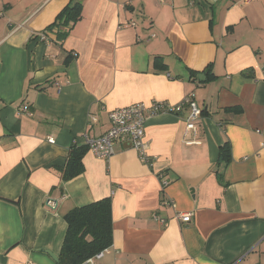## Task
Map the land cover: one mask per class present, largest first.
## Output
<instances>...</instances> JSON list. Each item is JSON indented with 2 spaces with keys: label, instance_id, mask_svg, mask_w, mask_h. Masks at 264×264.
Instances as JSON below:
<instances>
[{
  "label": "crops",
  "instance_id": "0c3cea01",
  "mask_svg": "<svg viewBox=\"0 0 264 264\" xmlns=\"http://www.w3.org/2000/svg\"><path fill=\"white\" fill-rule=\"evenodd\" d=\"M70 1L0 0V264H56L63 215L107 197L112 246L93 264H264V0H78L58 43L47 28ZM189 95L195 131L187 107L147 119L149 165L121 139L61 182L109 111Z\"/></svg>",
  "mask_w": 264,
  "mask_h": 264
},
{
  "label": "trees",
  "instance_id": "16d2710c",
  "mask_svg": "<svg viewBox=\"0 0 264 264\" xmlns=\"http://www.w3.org/2000/svg\"><path fill=\"white\" fill-rule=\"evenodd\" d=\"M59 12L47 30L56 35V41L61 43L81 19L82 4L78 0H71ZM152 60L153 66L163 68L161 58L155 57ZM204 71L210 78L214 77L209 67ZM229 146L226 142L219 148L217 167L222 164L226 166L231 162V147ZM86 152L88 148L85 145L71 146L65 164L62 167H55L61 174L62 183L76 179L83 173L82 160ZM63 219L67 229L56 264H84L88 259H94L112 246V201L110 197L75 207L65 213Z\"/></svg>",
  "mask_w": 264,
  "mask_h": 264
},
{
  "label": "built area",
  "instance_id": "2783aa9c",
  "mask_svg": "<svg viewBox=\"0 0 264 264\" xmlns=\"http://www.w3.org/2000/svg\"><path fill=\"white\" fill-rule=\"evenodd\" d=\"M159 1L160 3H163V0ZM243 1L252 2L255 0ZM131 25L133 26L134 24L132 23ZM46 37V33L38 34L37 39L45 42L47 41ZM56 86L57 88H60L58 83ZM184 107H187L189 110V115L186 119V129L189 131H195V122L201 115V109L197 107L196 103L189 95L177 105H168L164 102H152L148 105L138 103L109 111V130L100 136V138H90L84 135L82 140L84 141V145L87 146L88 150L92 152L97 159L107 160L113 155L114 143L117 140L126 139L127 143L130 144V147L137 152L140 162L149 165L150 160L146 153L147 145L145 140V123L147 119L150 118V116L152 117L159 114L178 115ZM18 113L30 115L26 106L20 107ZM92 121H95V118H92ZM256 132H259V130ZM260 146L264 148V140L261 142ZM166 184V182H162V186H165ZM190 217V214H177V218L182 222H188ZM158 220L162 225H166L164 220ZM100 256H102V254L96 256L94 259L99 258ZM94 259H88L86 264H93Z\"/></svg>",
  "mask_w": 264,
  "mask_h": 264
},
{
  "label": "water",
  "instance_id": "95a60500",
  "mask_svg": "<svg viewBox=\"0 0 264 264\" xmlns=\"http://www.w3.org/2000/svg\"><path fill=\"white\" fill-rule=\"evenodd\" d=\"M127 146L128 147H130V144L129 143H127ZM51 257H52V259L55 261V262H57L58 261V259L56 258V257H54L53 255H51V254H49Z\"/></svg>",
  "mask_w": 264,
  "mask_h": 264
}]
</instances>
